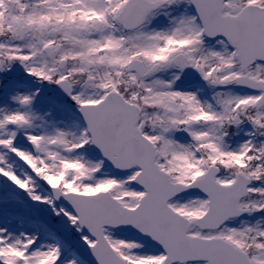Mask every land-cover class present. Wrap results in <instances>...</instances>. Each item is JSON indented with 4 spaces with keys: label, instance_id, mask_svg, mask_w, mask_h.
<instances>
[{
    "label": "snow or ice",
    "instance_id": "1",
    "mask_svg": "<svg viewBox=\"0 0 264 264\" xmlns=\"http://www.w3.org/2000/svg\"><path fill=\"white\" fill-rule=\"evenodd\" d=\"M0 264H264V0H0Z\"/></svg>",
    "mask_w": 264,
    "mask_h": 264
}]
</instances>
